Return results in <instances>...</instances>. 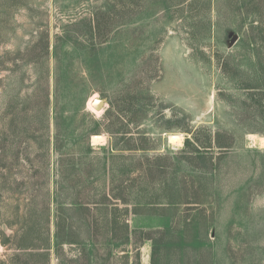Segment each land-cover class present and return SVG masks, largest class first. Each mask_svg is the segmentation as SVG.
I'll list each match as a JSON object with an SVG mask.
<instances>
[{
	"label": "rangeland",
	"instance_id": "rangeland-1",
	"mask_svg": "<svg viewBox=\"0 0 264 264\" xmlns=\"http://www.w3.org/2000/svg\"><path fill=\"white\" fill-rule=\"evenodd\" d=\"M47 224L51 264H264V0H0V256Z\"/></svg>",
	"mask_w": 264,
	"mask_h": 264
},
{
	"label": "trees",
	"instance_id": "trees-1",
	"mask_svg": "<svg viewBox=\"0 0 264 264\" xmlns=\"http://www.w3.org/2000/svg\"><path fill=\"white\" fill-rule=\"evenodd\" d=\"M41 41H38V44H36L34 47L30 48L26 53L23 54L24 59H26L27 62H32L34 64L39 63L41 60L40 58L46 57L49 54V43L48 40H46V43L43 47V54L39 56V58H31L32 55H34L39 47ZM107 114V112L105 113ZM104 114V115H105ZM59 119V116L57 117ZM95 124L92 127V132H96L95 134L100 135V131L98 130L100 125L97 121H95ZM67 138V136H66ZM189 141V140H188ZM61 145L56 146L57 150H61L65 145L60 143ZM62 147V148H61ZM218 147L220 148H228L230 145H221L218 143ZM106 200L108 199L107 197L105 198ZM71 206L69 208L75 207L76 202H69ZM74 213L68 214L65 219H73L74 214L76 216V207L73 208ZM71 211V212H72ZM77 217V216H76ZM61 221H57L56 223V234L54 236L55 241H56V256L57 259L60 260V248L62 244H74L75 240H73V236L75 235V230L73 225L71 224H61ZM48 231L47 234L48 236L46 237V243H44L41 246H37L35 244H31V241L29 242L28 238V233L25 232L24 234H16L13 237V243L11 245V250L14 251V254L9 255V257H1L0 256V264H51V250H52V244H51V239H50V225H46ZM30 232V231H28ZM3 235H5L3 233ZM32 236V235H31ZM8 238V236H6ZM30 237V235H29ZM71 264H73L75 261L70 260Z\"/></svg>",
	"mask_w": 264,
	"mask_h": 264
},
{
	"label": "bare ground",
	"instance_id": "bare-ground-1",
	"mask_svg": "<svg viewBox=\"0 0 264 264\" xmlns=\"http://www.w3.org/2000/svg\"><path fill=\"white\" fill-rule=\"evenodd\" d=\"M96 98H98V96H95L94 98H92L91 100H90V107L92 108V110L94 111V112H96L97 114L99 113L100 114V112L99 111H96V109L92 106V102L96 99ZM105 139V137H104V135H94L93 137H92V141H93V144H95V145H97L98 143H100L102 140H104ZM169 139H170V142L171 143H180L181 141H182V136H180L179 134L178 135H171L170 137H169ZM262 147V146H261Z\"/></svg>",
	"mask_w": 264,
	"mask_h": 264
},
{
	"label": "water",
	"instance_id": "water-1",
	"mask_svg": "<svg viewBox=\"0 0 264 264\" xmlns=\"http://www.w3.org/2000/svg\"><path fill=\"white\" fill-rule=\"evenodd\" d=\"M92 106L96 109V111L102 112L106 108V100L100 99V98H96L92 102Z\"/></svg>",
	"mask_w": 264,
	"mask_h": 264
},
{
	"label": "crops",
	"instance_id": "crops-1",
	"mask_svg": "<svg viewBox=\"0 0 264 264\" xmlns=\"http://www.w3.org/2000/svg\"><path fill=\"white\" fill-rule=\"evenodd\" d=\"M103 194H104V193H103ZM103 194H101V195L103 196ZM104 195H105V194H104ZM106 197H107V196H106ZM107 198L110 199L111 197L108 195ZM105 205H106V203L104 204V203H99V202L93 204L94 208L96 207V210H102V208H104ZM125 229H126V228H125ZM126 235H127V240H131L132 233H129L128 228H127V230H126ZM130 236H131V237H130Z\"/></svg>",
	"mask_w": 264,
	"mask_h": 264
}]
</instances>
